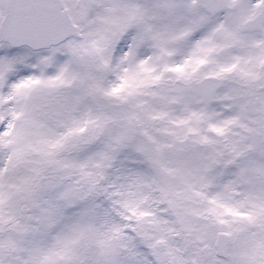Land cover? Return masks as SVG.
Instances as JSON below:
<instances>
[{
  "label": "snow or ice",
  "instance_id": "obj_1",
  "mask_svg": "<svg viewBox=\"0 0 264 264\" xmlns=\"http://www.w3.org/2000/svg\"><path fill=\"white\" fill-rule=\"evenodd\" d=\"M0 264H264V0H0Z\"/></svg>",
  "mask_w": 264,
  "mask_h": 264
}]
</instances>
